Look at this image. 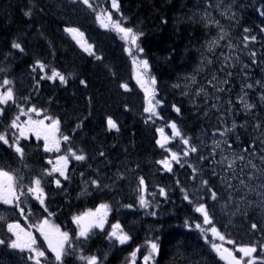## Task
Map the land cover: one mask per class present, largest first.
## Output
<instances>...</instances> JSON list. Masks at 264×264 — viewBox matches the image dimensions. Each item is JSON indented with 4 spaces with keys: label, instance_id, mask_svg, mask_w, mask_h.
Returning <instances> with one entry per match:
<instances>
[{
    "label": "trees",
    "instance_id": "obj_1",
    "mask_svg": "<svg viewBox=\"0 0 264 264\" xmlns=\"http://www.w3.org/2000/svg\"><path fill=\"white\" fill-rule=\"evenodd\" d=\"M117 1L120 21L138 37V49L131 56L111 32L96 34L93 56L82 53L66 34L67 28L94 30L96 16L110 9L108 0L76 3L80 7L65 0H0V84L14 89L15 103L0 117V123L10 124L14 106L15 111L35 109L30 112L56 121L58 137L65 140L64 153L82 157L80 163H74V175L64 194L52 188L48 195L47 204L55 218L63 216L69 221L85 211L84 207L109 205L111 223L127 221L128 229L140 224L141 238L151 242L155 238L159 255L154 264H180L179 256L186 247L189 253L198 247L185 236L195 204L188 208L177 196L186 187L187 177H197L196 145L207 127L202 108L191 101L195 93L194 87L188 88L193 84L189 75L201 53L207 51L209 39L218 33L224 35L222 41L228 38L249 48L251 64L264 62V35L247 27L253 21H264V0ZM38 63L44 69L33 72ZM134 63L145 67L154 112H149L145 95L133 80ZM56 72L67 79L66 84L51 82ZM197 76L204 82L212 77L205 70ZM254 115L264 126V111ZM7 136H13L11 130ZM23 154L36 166L32 167L35 173L40 162L47 164L52 158L33 141ZM172 154H177L175 159ZM167 161L169 169L163 166ZM79 176L101 184L89 197L81 195ZM142 182L149 193H157L146 195L148 203L142 202ZM162 188L172 194L164 199L166 206L174 197L173 208L165 215L162 203L153 204L161 199ZM158 213L161 215L154 218ZM151 222L155 234L150 231ZM111 240L108 229L96 235L89 254L99 245L112 244ZM137 246V237L128 247L112 246L102 264H127V250Z\"/></svg>",
    "mask_w": 264,
    "mask_h": 264
},
{
    "label": "rangeland",
    "instance_id": "obj_2",
    "mask_svg": "<svg viewBox=\"0 0 264 264\" xmlns=\"http://www.w3.org/2000/svg\"><path fill=\"white\" fill-rule=\"evenodd\" d=\"M108 2L110 9L99 13V16H96L97 22L99 21L100 25L104 28L106 23L111 20L110 25L121 33L132 46H136L137 40L135 36L123 27L120 20L116 21L115 24L112 23V20L120 16L117 0H108ZM218 36L220 39L215 45L216 48L220 46V49L215 54V57H206L207 54H210L208 50L203 52L202 57L205 58L198 62L195 70L189 75V80L194 81L195 75L197 76L200 71L208 68V71L211 72L212 78L206 77L210 84V90L205 91L209 84L202 85L201 82H198V85L194 87L193 93L198 94L195 97L196 101L202 102L205 106L204 109L208 110L204 117L212 114L217 119V124L214 125L211 132L206 137H202L203 139L198 143L195 158L199 167L200 178L193 183L189 193L199 197L203 192L204 181L208 179L214 187L212 189V197H216L218 200L222 199L219 207L222 205L220 209L224 214L229 215L230 218L251 215L258 222L259 226L264 229V155L254 154V152L250 154L241 152L232 145L234 142L231 139L237 134L236 131H238L235 124L236 110L244 109L251 111L254 108L253 96L263 93L258 89L260 86H257L261 85V82L253 79L252 73L249 72L252 70V66L244 61L243 56L240 55L242 52L240 48L230 42L220 43L224 36L222 33L217 34ZM209 40L210 43H213L212 38ZM87 49L90 51L91 47L88 46ZM233 57L238 59L236 63ZM214 62L222 65V70H234L229 71L228 77H225L219 70L210 67L214 65ZM136 65L133 71L135 83L142 88L144 95L149 97L152 94V86L147 76L142 74L140 68ZM262 73L264 74V69ZM8 98V94L5 96L0 94V101L2 103H5ZM258 99L260 100L259 103L264 101V94L259 95ZM147 105H152L150 98ZM12 125L18 129L20 136L25 140L29 141L30 137L34 136L37 138V142L43 144L45 150L59 151L60 140L57 137L56 125L48 123L46 119L41 118L39 112L36 113L34 119L27 114H24V120L13 119ZM1 134L3 137H0V151L4 154H9L8 146L10 143L6 136L3 133ZM242 144L243 146L247 145L244 141H242ZM172 155L171 157L175 159L177 154ZM169 164L170 161H167L163 163V166L169 169ZM201 164H206L210 169V176L214 177H202ZM68 167L69 162L66 156L56 154L54 160L48 166H42L46 171L41 169L38 171V175L40 178L45 179L46 177L48 179L49 173L53 174L55 176L53 183L55 186H58L60 178H67ZM57 176H60V178ZM217 182L220 186H217ZM144 189L145 186H141L143 193ZM29 192L30 199L37 202V199L40 198V205L44 203V193L39 179H34L30 182ZM17 198L19 196L15 193L11 177L6 172L0 170V244L2 241H6L10 247V250L0 247V264H66L61 259L65 250L71 244V249L68 253L69 257L74 253L75 249H81L76 251L79 255L78 264H98L99 259L89 256L83 248L92 242V237H89L91 230L94 228L98 230L103 229L106 224L109 213L107 207L99 206L96 210L88 212L78 219H74L67 230L55 229L51 225V219L36 209L35 205V209H29L27 211L28 214L26 212L23 214L25 219L19 217L20 213L16 212L14 216L19 217L16 220L17 224L12 226L4 225L9 218H13L12 212H15L14 203H16ZM159 202L162 203L160 207L167 211V208L163 206L165 204L163 197L153 204L157 206ZM199 209L200 215L206 219L207 211H205V206L203 205ZM20 212H22V209H20ZM30 216H33V220ZM28 224L30 225L29 230L19 235L21 237L18 241H14L13 236L19 233V226L21 228L23 226L27 227ZM204 226L206 227L205 224ZM110 231L114 232L113 236L116 238V245L118 246H122L128 239L127 235L121 232V228L119 227L115 228L113 226ZM221 231L220 228L216 227L210 229L211 242H213V238L215 239V242L211 244L213 249L218 244H230L226 238L230 236L232 231L229 229ZM146 242L148 241L146 240ZM102 249L103 246L99 245V248L95 252L92 251L91 255L100 254ZM240 251L244 252L246 257L252 253L247 248ZM155 254V245L154 243H150L146 249L139 250L134 259L128 264H149L153 262L152 256ZM203 261L204 264L209 263L205 256ZM255 262V258L252 256L249 259V264H255Z\"/></svg>",
    "mask_w": 264,
    "mask_h": 264
},
{
    "label": "bare ground",
    "instance_id": "obj_3",
    "mask_svg": "<svg viewBox=\"0 0 264 264\" xmlns=\"http://www.w3.org/2000/svg\"><path fill=\"white\" fill-rule=\"evenodd\" d=\"M220 9V8H219ZM216 14V13H215ZM228 17H230L229 16V14H228ZM177 18V17H176ZM26 21H24V23H25ZM26 25V24H25ZM209 25V24H208ZM208 25H207V27H208ZM206 27H204V29H205ZM32 31V30H31ZM215 31V30H214ZM213 32V31H212ZM209 33V32H208ZM221 43V42H220ZM179 45V44H178ZM200 59H201V61H202V58L201 57H199ZM209 59V58H208ZM233 60L235 61V63L238 61V59L237 58H235V57H233ZM200 62V61H199ZM222 62V61H221ZM238 64V63H237ZM198 65V63L197 64H195L194 65V69H193V71L195 70V67ZM210 67H214L215 69H217V70H219L220 72L221 71H224V72H226V70L224 69V70H222V65H220L218 62H214V65H212V66H210ZM223 67H224V65H223ZM229 67V66H228ZM227 67V68H228ZM234 67V66H233ZM205 71H208V68H206V69H204ZM219 72V73H220ZM218 73V72H217ZM227 73V72H226ZM238 77V76H237ZM236 77V78H237ZM249 77V76H248ZM235 78V77H234ZM251 78V77H250ZM198 81L199 82H201V83H203L204 82V80L202 79V78H200V77H198V76H196L195 75V79H194V81H192V86L193 85H198ZM244 81V80H243ZM213 82V81H212ZM240 82V81H239ZM215 84V83H214ZM200 85V84H199ZM248 85H249V83H248ZM246 87V86H245ZM204 88V87H203ZM226 89V88H225ZM200 90V89H199ZM209 92V91H208ZM254 92V91H253ZM203 93V92H202ZM225 95V94H224ZM171 197V196H170ZM174 198V197H173ZM243 232V231H242ZM246 233V232H245ZM173 238H174V236H173Z\"/></svg>",
    "mask_w": 264,
    "mask_h": 264
},
{
    "label": "water",
    "instance_id": "obj_4",
    "mask_svg": "<svg viewBox=\"0 0 264 264\" xmlns=\"http://www.w3.org/2000/svg\"><path fill=\"white\" fill-rule=\"evenodd\" d=\"M72 34L74 35V32ZM76 38H78V37H76ZM231 262H232V264H242L239 260H236L234 258H231Z\"/></svg>",
    "mask_w": 264,
    "mask_h": 264
}]
</instances>
